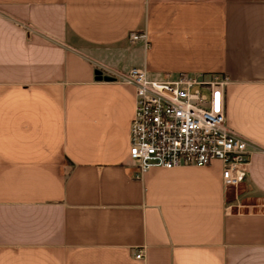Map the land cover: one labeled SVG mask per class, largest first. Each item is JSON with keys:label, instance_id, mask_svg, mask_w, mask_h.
Instances as JSON below:
<instances>
[{"label": "crops", "instance_id": "1", "mask_svg": "<svg viewBox=\"0 0 264 264\" xmlns=\"http://www.w3.org/2000/svg\"><path fill=\"white\" fill-rule=\"evenodd\" d=\"M134 67L229 77L243 184L135 177V88L97 79ZM0 264H264V0H0Z\"/></svg>", "mask_w": 264, "mask_h": 264}, {"label": "built area", "instance_id": "2", "mask_svg": "<svg viewBox=\"0 0 264 264\" xmlns=\"http://www.w3.org/2000/svg\"><path fill=\"white\" fill-rule=\"evenodd\" d=\"M142 38L146 35L139 32L130 36L131 42ZM102 75L135 88L129 150L138 166L135 177L155 167L205 166L217 160L223 164L226 190L245 182L251 155L260 148L227 122L228 76L179 72L154 79L138 67L103 68ZM143 257L139 248L136 259Z\"/></svg>", "mask_w": 264, "mask_h": 264}, {"label": "water", "instance_id": "3", "mask_svg": "<svg viewBox=\"0 0 264 264\" xmlns=\"http://www.w3.org/2000/svg\"><path fill=\"white\" fill-rule=\"evenodd\" d=\"M97 75H98L97 79H99V80H106V81H113L114 80L112 77L103 76L101 71H98Z\"/></svg>", "mask_w": 264, "mask_h": 264}]
</instances>
